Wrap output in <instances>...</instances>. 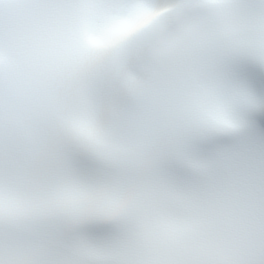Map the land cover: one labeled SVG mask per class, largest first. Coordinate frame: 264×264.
<instances>
[{"label": "snow or ice", "instance_id": "snow-or-ice-1", "mask_svg": "<svg viewBox=\"0 0 264 264\" xmlns=\"http://www.w3.org/2000/svg\"><path fill=\"white\" fill-rule=\"evenodd\" d=\"M0 264H264V0H0Z\"/></svg>", "mask_w": 264, "mask_h": 264}]
</instances>
